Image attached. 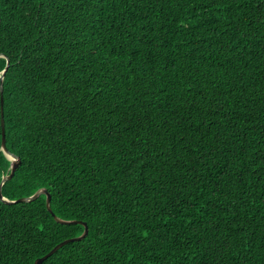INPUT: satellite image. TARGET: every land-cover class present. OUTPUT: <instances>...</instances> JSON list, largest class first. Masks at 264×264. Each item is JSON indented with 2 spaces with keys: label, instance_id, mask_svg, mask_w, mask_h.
<instances>
[{
  "label": "trees",
  "instance_id": "1",
  "mask_svg": "<svg viewBox=\"0 0 264 264\" xmlns=\"http://www.w3.org/2000/svg\"><path fill=\"white\" fill-rule=\"evenodd\" d=\"M0 188V264H264V0H0Z\"/></svg>",
  "mask_w": 264,
  "mask_h": 264
},
{
  "label": "water",
  "instance_id": "2",
  "mask_svg": "<svg viewBox=\"0 0 264 264\" xmlns=\"http://www.w3.org/2000/svg\"><path fill=\"white\" fill-rule=\"evenodd\" d=\"M9 64H10V61L8 59L7 67L9 66ZM7 67H6V69H7ZM6 69H5V71H6ZM5 71H3V73ZM2 130H3L2 131L3 132L2 147H3L4 152L7 154V156L11 160L10 173L8 175H6V176L3 177V182H4V181H7V180L11 179L14 176L17 168L19 167V165L21 163V160H20V157L19 156H17L16 154L11 153L10 151H8V149L6 147L5 122H4V119L3 118H2ZM42 194H46L47 195V208H48V210H50L52 212V208H51V194L48 192V190L46 188H41L37 192H35L33 195H31L29 197H22V198L18 199V201H32V200L36 199L37 197H39ZM0 198L4 199L5 201H7L9 203L15 202V201L7 200L5 197H3L1 188H0ZM53 215L56 218V220L61 221L63 223H72V222H80V223H83L85 225V230H84L83 234H81L80 236H75V237L67 238V239L63 240L62 242L58 243L54 248H52V250L50 252H48L43 257L39 258L36 261V264H43V261L47 257H49L51 254H53L55 251H57L60 247H62L63 245H65V244H67L69 242L76 241V240H80V239L84 238L88 234V232H89V227H88V225H87L86 222L76 221V220L69 221V220H65V219L59 218L54 213H53Z\"/></svg>",
  "mask_w": 264,
  "mask_h": 264
},
{
  "label": "bare ground",
  "instance_id": "3",
  "mask_svg": "<svg viewBox=\"0 0 264 264\" xmlns=\"http://www.w3.org/2000/svg\"><path fill=\"white\" fill-rule=\"evenodd\" d=\"M11 157V156H10Z\"/></svg>",
  "mask_w": 264,
  "mask_h": 264
}]
</instances>
